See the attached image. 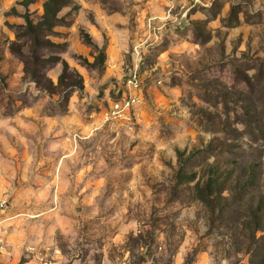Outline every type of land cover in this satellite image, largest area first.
<instances>
[{
	"label": "rangeland",
	"instance_id": "1",
	"mask_svg": "<svg viewBox=\"0 0 264 264\" xmlns=\"http://www.w3.org/2000/svg\"><path fill=\"white\" fill-rule=\"evenodd\" d=\"M177 1L0 0V199L23 261L264 256L248 206L201 200L211 178L245 172L241 196H263L264 0ZM134 71L139 103L106 121Z\"/></svg>",
	"mask_w": 264,
	"mask_h": 264
},
{
	"label": "trees",
	"instance_id": "2",
	"mask_svg": "<svg viewBox=\"0 0 264 264\" xmlns=\"http://www.w3.org/2000/svg\"><path fill=\"white\" fill-rule=\"evenodd\" d=\"M244 179H237L236 181H233L234 185H230L231 180L230 178H211L208 183L202 188L201 193L203 194L201 197V200L203 203L210 205L212 203L211 198L214 194H216L219 198L225 200L224 204L221 206L220 213H225L224 211L226 209H229V211L232 209V207H237L240 204H244V206H248L249 208V216H247L248 225L251 228V233L249 239H251L252 244H255L257 246V233L258 232H264V185L261 190H259V194L263 193V196L260 195L259 200L257 198H249L247 199L249 201H245V196H241V192L246 189L248 192H250V196L253 193L251 188L254 184V179H252V175H248L247 172L244 173ZM247 174V175H246ZM239 184H242L241 188H239ZM236 185V186H235ZM228 192L230 195V198H224L223 194ZM213 204V203H212ZM212 207V212H216V209L213 207V205H210ZM255 264V263H254ZM258 264H264V256H261L260 262Z\"/></svg>",
	"mask_w": 264,
	"mask_h": 264
},
{
	"label": "built area",
	"instance_id": "3",
	"mask_svg": "<svg viewBox=\"0 0 264 264\" xmlns=\"http://www.w3.org/2000/svg\"><path fill=\"white\" fill-rule=\"evenodd\" d=\"M142 81L138 71H134L129 75L127 86L130 93L123 95L120 100L114 101L106 113L105 120L113 122L117 119L127 118L134 111L135 106L140 99L137 95L132 94V91L141 89ZM9 209L8 201L0 199V252L6 248L4 242L5 223L7 222V212Z\"/></svg>",
	"mask_w": 264,
	"mask_h": 264
},
{
	"label": "crops",
	"instance_id": "4",
	"mask_svg": "<svg viewBox=\"0 0 264 264\" xmlns=\"http://www.w3.org/2000/svg\"><path fill=\"white\" fill-rule=\"evenodd\" d=\"M183 2L180 0L177 1V5L181 6ZM0 264H44L42 261L31 258L22 260L21 255H19L15 250L9 249L6 247L3 251L0 252Z\"/></svg>",
	"mask_w": 264,
	"mask_h": 264
},
{
	"label": "water",
	"instance_id": "5",
	"mask_svg": "<svg viewBox=\"0 0 264 264\" xmlns=\"http://www.w3.org/2000/svg\"><path fill=\"white\" fill-rule=\"evenodd\" d=\"M188 24H189V23H188V21H187V16H186V15L182 16V18H181V20H180L179 28H180L181 30H184Z\"/></svg>",
	"mask_w": 264,
	"mask_h": 264
}]
</instances>
